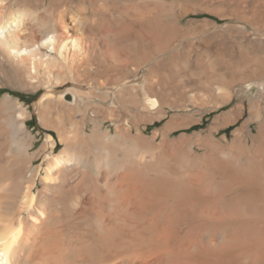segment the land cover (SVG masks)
<instances>
[{
	"label": "bare ground",
	"instance_id": "1",
	"mask_svg": "<svg viewBox=\"0 0 264 264\" xmlns=\"http://www.w3.org/2000/svg\"><path fill=\"white\" fill-rule=\"evenodd\" d=\"M103 2L93 16L79 5L47 19L23 0H0V91L11 81L40 90L34 107L58 134H46V166H34L30 110L14 91L0 93V264H264V116L256 135L241 127L232 143L217 137L221 118L205 135L172 137L191 125L172 118L147 136L141 120L146 128L168 114L154 83L138 82L157 80L137 68L96 93L65 88L86 64L126 60L130 15ZM63 108L81 111L82 122L66 124Z\"/></svg>",
	"mask_w": 264,
	"mask_h": 264
},
{
	"label": "rangeland",
	"instance_id": "2",
	"mask_svg": "<svg viewBox=\"0 0 264 264\" xmlns=\"http://www.w3.org/2000/svg\"><path fill=\"white\" fill-rule=\"evenodd\" d=\"M98 1L23 0L24 7L46 14L47 19L69 7L79 8V5L84 14L93 16V10L101 9L99 5L102 1L107 2V7L112 12L122 9L130 15L127 17L125 14L130 32L123 33L120 37L124 42L126 60L121 64H113L119 66L118 68L110 65L107 69H96L99 64H86L85 67L89 68L83 69L86 74L75 83L70 81L65 88H74L75 85V88L88 89L83 92L96 93V86L115 87L123 80L134 78L133 68H137L139 75L143 73L144 76L157 80L138 82L141 85L154 83L157 88L156 96L168 114L165 120L148 124L146 128V122H140V118L135 117L134 113L126 115L138 120L139 127L147 136H151L155 129L161 130L172 118L178 123L191 124L175 130L172 137L183 134L194 136L200 132L205 135L216 125L217 118H221L224 123L217 133L218 138L227 135L228 142L232 143L236 130L241 127L257 134L258 125L264 116V0H161L156 5L150 1L143 3L145 0H102L100 4ZM142 10H147L145 15L150 14L148 17L154 15L155 20L150 23L145 22L148 17L140 20V16L134 13ZM160 13L162 19L158 16ZM157 16L162 20L158 19L162 28L157 25ZM145 23L150 31L142 28ZM153 30L160 35H156ZM4 80L10 84V81ZM11 83L9 87L1 88L0 93L14 91L29 108L28 119L31 122L28 129L36 141L33 151L38 153L34 166H46L43 149L46 134L56 138L58 134L53 126L49 128L42 124L34 107L42 92L26 88L23 81ZM116 95L114 91V99ZM67 97L71 99L72 95L68 93ZM226 99L232 101L218 106ZM82 100L80 102L83 105L85 101ZM256 100H261L262 108L251 105ZM63 109L62 115L66 124L71 119L82 122L81 111ZM116 112L125 114L120 107ZM113 124L106 125H110L112 132H115ZM87 132L91 133V124ZM63 146L59 143L57 151ZM101 154L102 149L95 146L92 155Z\"/></svg>",
	"mask_w": 264,
	"mask_h": 264
}]
</instances>
